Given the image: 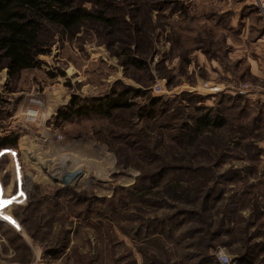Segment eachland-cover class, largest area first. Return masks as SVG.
I'll return each mask as SVG.
<instances>
[{
	"label": "rangeland",
	"instance_id": "obj_1",
	"mask_svg": "<svg viewBox=\"0 0 264 264\" xmlns=\"http://www.w3.org/2000/svg\"><path fill=\"white\" fill-rule=\"evenodd\" d=\"M101 1L117 4L114 25H48L37 67L0 69V139L15 141L0 149V264H264V75L250 72L264 13L254 0L77 5ZM127 87L143 94L111 117L76 112ZM152 98L160 111L142 116ZM197 108L226 121L190 143ZM176 173L188 203L162 190ZM149 174L162 185L139 199Z\"/></svg>",
	"mask_w": 264,
	"mask_h": 264
},
{
	"label": "trees",
	"instance_id": "obj_2",
	"mask_svg": "<svg viewBox=\"0 0 264 264\" xmlns=\"http://www.w3.org/2000/svg\"><path fill=\"white\" fill-rule=\"evenodd\" d=\"M97 4L104 7L103 10L102 8L87 10L81 4L77 5V0H0V69L7 67L10 76L15 77L25 69L37 67L40 63L38 56L46 52L44 29L48 25L58 27L70 35L75 34L85 21H98L110 27L114 25L117 22V16H110L105 11L116 9L117 4L112 1L97 2L96 6ZM124 53H127L126 49ZM130 61L140 63L135 58H131ZM134 94H143V92L129 87L120 89L102 100L93 101L88 106L75 104L76 112L80 116L95 113L111 117L113 112L129 108L131 106L129 99ZM159 102L155 98L149 100L141 106V115L149 118L155 117L160 111ZM197 109L196 111L201 113L192 117L193 123L184 124L183 132L190 138V143H193L196 134H204L226 121L222 114L215 115L208 111L202 112V108ZM14 143L15 141L0 139V149L8 148V145H14ZM171 170L175 169L171 166L163 168L157 175L165 176ZM176 174L163 183L162 190L170 198L188 203L191 201L192 187L188 185L187 179ZM157 175L147 176V179L152 180L153 183L145 184L144 182L135 187V193L139 199H145L147 195L154 192V187L162 185L158 183L160 179L156 177ZM171 218V221L151 224L150 231L168 233L177 225L172 224L175 218ZM166 227L169 228L166 229Z\"/></svg>",
	"mask_w": 264,
	"mask_h": 264
},
{
	"label": "built area",
	"instance_id": "obj_3",
	"mask_svg": "<svg viewBox=\"0 0 264 264\" xmlns=\"http://www.w3.org/2000/svg\"><path fill=\"white\" fill-rule=\"evenodd\" d=\"M254 2L259 5L261 11L264 13V0H254ZM212 88L214 90L217 89L216 87H212ZM1 219H2V217L0 214V220ZM219 258H220L222 264H231L230 256L227 253H225V252L220 253Z\"/></svg>",
	"mask_w": 264,
	"mask_h": 264
},
{
	"label": "crops",
	"instance_id": "obj_4",
	"mask_svg": "<svg viewBox=\"0 0 264 264\" xmlns=\"http://www.w3.org/2000/svg\"><path fill=\"white\" fill-rule=\"evenodd\" d=\"M256 4V3H255ZM258 5V4H257ZM259 7V5H258ZM260 9V7H259ZM261 11V9H260ZM199 57H202V56H199ZM202 62H203V58H201ZM206 65L208 66V61L206 60ZM257 66L255 64L251 65L250 66V72L253 74V75H264V65H261V68L260 69H256Z\"/></svg>",
	"mask_w": 264,
	"mask_h": 264
},
{
	"label": "snow or ice",
	"instance_id": "obj_5",
	"mask_svg": "<svg viewBox=\"0 0 264 264\" xmlns=\"http://www.w3.org/2000/svg\"><path fill=\"white\" fill-rule=\"evenodd\" d=\"M11 201L10 200H0V207H3L6 204H10Z\"/></svg>",
	"mask_w": 264,
	"mask_h": 264
},
{
	"label": "water",
	"instance_id": "obj_6",
	"mask_svg": "<svg viewBox=\"0 0 264 264\" xmlns=\"http://www.w3.org/2000/svg\"><path fill=\"white\" fill-rule=\"evenodd\" d=\"M70 178H71V177L66 178V182H68V181L70 180Z\"/></svg>",
	"mask_w": 264,
	"mask_h": 264
}]
</instances>
